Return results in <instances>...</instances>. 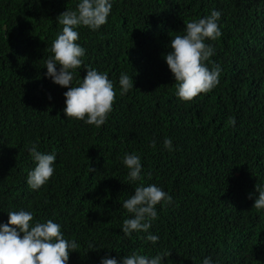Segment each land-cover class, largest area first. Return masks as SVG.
I'll return each instance as SVG.
<instances>
[{"label": "trees", "instance_id": "obj_1", "mask_svg": "<svg viewBox=\"0 0 264 264\" xmlns=\"http://www.w3.org/2000/svg\"><path fill=\"white\" fill-rule=\"evenodd\" d=\"M78 2L0 0V224L19 210L33 213V225L60 224L79 245L68 264L164 252L171 254L162 264L205 257L264 264V210L252 207L255 185L264 187V0H111L105 25L75 29L85 55L73 86L86 69L106 73L114 86L113 110L99 128L66 118L68 89L46 76L62 31L57 17ZM213 10L222 35L205 40L214 49L205 63L220 65V82L182 102L164 56L188 22ZM121 73L134 81L124 95ZM33 144L56 156L54 174L38 190L27 184ZM125 154L140 156L139 181L128 180ZM151 184L172 202L156 205L147 232L124 235L123 221L132 218L124 201Z\"/></svg>", "mask_w": 264, "mask_h": 264}, {"label": "clouds", "instance_id": "obj_2", "mask_svg": "<svg viewBox=\"0 0 264 264\" xmlns=\"http://www.w3.org/2000/svg\"><path fill=\"white\" fill-rule=\"evenodd\" d=\"M111 0H79L75 10H66L57 19L62 31L52 42L50 52L53 54L46 60V76L52 82L67 88L63 93L66 118L83 121L99 128L105 124L113 110L115 91L112 81L106 73L95 69H86L83 79L73 81L76 70L82 67L85 49L77 41V27L98 30L108 22L112 9ZM221 13L213 10L210 15L188 22L183 35H176L170 40V51L164 56L176 85V96L182 102H190L200 94H207L219 84L221 67L215 65L211 70L206 61L214 55V49L205 40L215 41L222 32L219 26ZM59 66V68H57ZM120 94L124 95L134 88L133 78L121 73L119 78ZM49 99L51 97L49 96ZM229 123L235 125V120ZM152 147L155 141L151 142ZM164 147L172 151V141L165 138ZM35 161V167L27 175V184L32 190L40 189L54 174L55 154H44L33 144L28 149ZM141 158L136 154H125L123 163L128 168L127 178L130 182L141 179ZM94 169L90 168V172ZM255 198L252 207L264 210V187L255 185ZM249 199L253 194H249ZM168 204L172 197L160 187L151 184L138 186L134 194L124 201L123 208L132 218L123 221L122 231L130 236L133 232H147L151 221L157 218L156 205ZM33 213L19 210L8 212L6 224H0V264H68L69 253L79 245L75 240H67L58 223L48 220L33 225ZM147 240L152 243L158 237L149 234ZM91 247V246H90ZM171 253L164 252L149 258L133 253L120 257L110 255L102 258L100 264H162V259ZM202 264H212L210 257H205Z\"/></svg>", "mask_w": 264, "mask_h": 264}]
</instances>
